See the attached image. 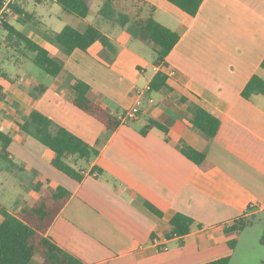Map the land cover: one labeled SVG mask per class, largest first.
Wrapping results in <instances>:
<instances>
[{"label":"crops","instance_id":"obj_1","mask_svg":"<svg viewBox=\"0 0 264 264\" xmlns=\"http://www.w3.org/2000/svg\"><path fill=\"white\" fill-rule=\"evenodd\" d=\"M47 1L56 3L36 0ZM104 2L93 0L86 19L63 11L68 16L63 14L62 20L70 18L81 32L89 24L102 25L113 49L97 42L87 52L77 49L66 55L51 42L54 36L28 27L29 21L40 23L42 15L27 12L26 0L7 22L47 49L64 71L59 77L44 71L47 81L26 74L19 83L20 73L12 78L0 61V131L13 137L8 153L16 164L10 169L0 162V205L9 211L27 209L44 192L67 189L71 197L48 236L85 264H204L227 256L231 261L235 249L228 242L237 247L243 231L226 229L264 212V95L242 96L252 76L264 79V0H204L195 17L167 0H147L156 8V20L181 35L159 67L145 40L99 15ZM6 38L7 32L0 50L3 43L19 53L21 65L28 53L33 61L35 53L23 44L12 46ZM158 71L169 77L174 92H147L138 117L114 132L70 101L79 79L90 85L98 104L120 115L133 107L135 90L146 89ZM198 107L221 120L212 140L191 124ZM34 111L90 145L101 141L95 161L77 164L87 170L82 182L53 167L55 153L17 128ZM149 120L167 132L153 129L142 135ZM186 147L204 153L212 168L203 170L190 161L182 153ZM93 168L100 170L97 175L90 172ZM12 189L24 194L10 202ZM147 203L164 217L151 212ZM176 213L203 228L168 239V222Z\"/></svg>","mask_w":264,"mask_h":264},{"label":"trees","instance_id":"obj_2","mask_svg":"<svg viewBox=\"0 0 264 264\" xmlns=\"http://www.w3.org/2000/svg\"><path fill=\"white\" fill-rule=\"evenodd\" d=\"M55 1L65 13L80 19H86L91 11L92 0ZM167 1L188 15L195 17L204 0ZM121 3L126 4L121 8ZM18 5L14 7V11L17 10ZM155 12V6L145 0H133L132 3L127 0H105L99 15L108 22H112L119 29L128 28L137 34L138 38L145 40L153 48V64L159 67L176 47L181 35L159 23L155 18ZM1 30L7 32L6 40L12 46L19 47L23 44L29 51L35 53L34 64L48 75L59 77L63 73V65L55 60L47 49L29 39L14 26L5 23ZM53 36L68 56L77 49L87 52L97 42L106 48L113 49L111 39L101 31L100 27L94 24H89L83 32L71 25H66L61 32ZM261 67L264 69V60ZM150 87L151 92L162 96H168L174 92L169 83V77L161 71H158L151 80ZM72 89L74 95L70 98L71 103L100 121L107 130L114 132L122 125L118 118L119 114H114L105 109L91 97L89 84L75 79ZM1 90L0 86V94ZM253 95H264V79L258 75L252 76L242 91V96L245 99H250ZM180 101L186 103L187 99L181 97ZM191 124L202 132L207 139L212 140L220 130L221 120L208 110L198 107L193 111ZM16 125L21 132L34 137L52 150L55 153V158L52 161L53 167L77 182H82L85 179V172L87 171L84 167H77L78 162L89 164L100 156L101 141L97 142L96 145H90L38 111L30 113L22 123ZM153 129L167 132V128L155 120H149L140 132L142 135H147ZM0 142V162L10 169L11 167L14 168L16 164L11 161L8 153L13 137L4 131H0ZM182 153L201 169L209 170L212 168L204 153L191 147L183 148ZM99 171L98 168H93L90 172L99 173ZM70 197L71 193L67 189L59 187L55 194L44 192L31 208L18 209L16 207V209L9 211L0 205V264H85L81 259L61 248L48 236L49 230ZM146 206L159 218L164 217L163 213L150 203H147ZM254 225V216L242 218L226 231L240 233ZM168 226L170 229L167 235L168 239L183 238L195 228H203L202 224H198L193 218L181 213H176L169 220ZM260 243L264 246V232ZM228 245L231 250H234L236 242L229 241ZM204 264H230V257H223Z\"/></svg>","mask_w":264,"mask_h":264},{"label":"rangeland","instance_id":"obj_3","mask_svg":"<svg viewBox=\"0 0 264 264\" xmlns=\"http://www.w3.org/2000/svg\"><path fill=\"white\" fill-rule=\"evenodd\" d=\"M22 1V0H21ZM20 1V3H21ZM129 3H132L133 0H127ZM147 1V0H146ZM93 0L91 1L92 5ZM126 3H121V8ZM26 11L29 13H39L42 17H38L39 22L29 21L28 27H32L35 30H41L47 32L49 36H53V33L58 32L62 29L63 24L73 25L70 18L62 20V15L65 14L62 8L51 1H47L45 4H39L36 0H26ZM94 7V6H93ZM65 16H68L65 14ZM96 23V22H95ZM19 28L21 25H17ZM103 28L102 25H98ZM6 32H0V43L1 40H4ZM51 42H55V39L51 38ZM58 44V43H57ZM2 48L0 50V61L5 63L3 66L5 70L11 75L12 78H16L14 73H20L19 83L24 82L25 75L33 76L35 79L40 81H47L48 75L39 67H37L32 61V53H28V57L23 59V64L17 63V60H22V56L19 53L11 49H7L6 46L2 43ZM136 123L137 126L143 124V120ZM2 175H0V179ZM24 194L22 190L12 189L8 197L13 201L18 194ZM5 202V203H10ZM264 232V212L259 213L255 218V226L247 228L243 231V237L237 244L235 251L231 257L230 264H262L264 262V246L260 244V238Z\"/></svg>","mask_w":264,"mask_h":264},{"label":"built area","instance_id":"obj_4","mask_svg":"<svg viewBox=\"0 0 264 264\" xmlns=\"http://www.w3.org/2000/svg\"><path fill=\"white\" fill-rule=\"evenodd\" d=\"M20 1L21 0H0V30L2 29L3 25L7 23L10 17L14 14V7L18 5ZM150 91V85L146 89L135 90L136 98L133 107L118 116L122 124H127L128 122L135 120L138 117L139 113L141 112V107L143 105L144 95ZM95 174L97 175L98 173L95 172ZM255 207L258 206H251L252 209H254ZM262 207L264 208V206ZM155 243H158V240H155Z\"/></svg>","mask_w":264,"mask_h":264}]
</instances>
